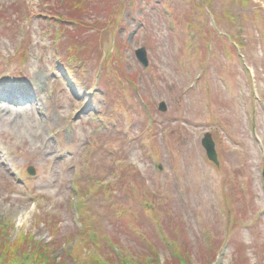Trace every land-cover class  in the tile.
Returning a JSON list of instances; mask_svg holds the SVG:
<instances>
[{"label":"rangeland","instance_id":"374dc122","mask_svg":"<svg viewBox=\"0 0 264 264\" xmlns=\"http://www.w3.org/2000/svg\"><path fill=\"white\" fill-rule=\"evenodd\" d=\"M67 2L0 0L9 240L64 264L109 241L131 264H264V0Z\"/></svg>","mask_w":264,"mask_h":264},{"label":"trees","instance_id":"16d2710c","mask_svg":"<svg viewBox=\"0 0 264 264\" xmlns=\"http://www.w3.org/2000/svg\"><path fill=\"white\" fill-rule=\"evenodd\" d=\"M67 3L75 11L84 8L85 0H68ZM5 228L6 226L0 224V261L2 264H18L19 260L17 261V258L22 256L28 250L32 252L31 264H64V261L61 258L59 259L58 256H54L52 253L47 254L45 252V248L42 246L43 243L41 244L40 242L38 245L33 243L32 246H29V244L32 242L30 234L18 235L12 240H9L10 237L5 231ZM83 231H85V228ZM88 231H86V234ZM86 236L88 237V235ZM87 237H84L83 241L85 244L89 245V247L98 245L101 242V240L97 238L96 235H94L93 238L88 237L89 239ZM111 242L112 241L105 243L108 248L106 252V259L108 262L102 260L101 254L93 253L91 255L86 254L87 256H82L81 252L78 255L76 254L77 264H131L122 260V257H125L123 254L115 253V251L111 248ZM186 261L187 258H185L184 262L177 258V261H175L173 264H186Z\"/></svg>","mask_w":264,"mask_h":264},{"label":"water","instance_id":"95a60500","mask_svg":"<svg viewBox=\"0 0 264 264\" xmlns=\"http://www.w3.org/2000/svg\"><path fill=\"white\" fill-rule=\"evenodd\" d=\"M135 56L139 61H141L144 65H146V54H145V49L143 47H138L134 51ZM159 109L160 110H165L166 105L164 102L159 103ZM201 143L203 147L205 148L206 154L209 159L213 160L215 163H217V154L215 150V144L214 141L210 135V133H205L203 138L201 139ZM263 178H264V171H263Z\"/></svg>","mask_w":264,"mask_h":264},{"label":"bare ground","instance_id":"6f19581e","mask_svg":"<svg viewBox=\"0 0 264 264\" xmlns=\"http://www.w3.org/2000/svg\"><path fill=\"white\" fill-rule=\"evenodd\" d=\"M43 77V76H42ZM34 82H36L37 84H39V82L37 80H35ZM221 260V259H220Z\"/></svg>","mask_w":264,"mask_h":264}]
</instances>
